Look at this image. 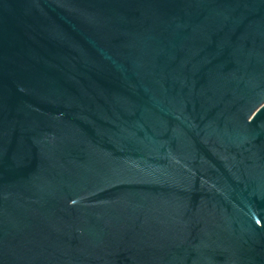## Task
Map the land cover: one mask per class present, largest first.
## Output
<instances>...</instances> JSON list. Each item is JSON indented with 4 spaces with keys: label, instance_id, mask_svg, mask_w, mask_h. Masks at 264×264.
Instances as JSON below:
<instances>
[{
    "label": "water",
    "instance_id": "95a60500",
    "mask_svg": "<svg viewBox=\"0 0 264 264\" xmlns=\"http://www.w3.org/2000/svg\"><path fill=\"white\" fill-rule=\"evenodd\" d=\"M0 264H264V0H0Z\"/></svg>",
    "mask_w": 264,
    "mask_h": 264
}]
</instances>
